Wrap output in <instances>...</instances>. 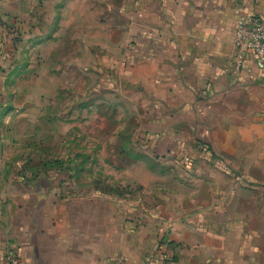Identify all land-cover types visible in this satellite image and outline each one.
Returning <instances> with one entry per match:
<instances>
[{"label": "crops", "instance_id": "1", "mask_svg": "<svg viewBox=\"0 0 264 264\" xmlns=\"http://www.w3.org/2000/svg\"><path fill=\"white\" fill-rule=\"evenodd\" d=\"M132 3L131 19L106 26L104 42H135L122 72L136 85L159 150L166 141L174 150L191 130L192 141L217 144L211 151L230 166L217 171L237 186H219L215 198L202 178L210 170L194 178L190 165L136 169L142 177L127 185L142 193L123 199L91 183L21 181L20 174L46 176L50 168L12 163L17 116L0 113V264H10L9 253L19 264H145L149 255L156 264H264V204L258 209L246 192L248 182L264 183V68L247 51L233 72L238 18L264 20V0ZM55 5L64 26L65 0H0V111L17 110L10 96L33 77L26 65L28 81H16L24 57L39 48L45 55L47 42L60 37L52 38Z\"/></svg>", "mask_w": 264, "mask_h": 264}, {"label": "rangeland", "instance_id": "2", "mask_svg": "<svg viewBox=\"0 0 264 264\" xmlns=\"http://www.w3.org/2000/svg\"><path fill=\"white\" fill-rule=\"evenodd\" d=\"M134 1L65 0L64 26L60 22L63 16L59 19L57 5L54 6L52 38L59 32L60 42H47L45 55L39 48L24 57L16 81H22L20 87L28 81L26 65L33 77L21 94L14 92L10 96L11 102L18 104L17 110L0 111L4 117L11 113L14 118L17 116L16 152L12 153L17 156L12 163L32 167L34 172L50 168L51 174H20L18 178L31 182L45 177L48 183H91L99 194L123 199L142 193L143 188L136 190L127 185V181L142 177L136 169L190 165L195 168L194 178H200L196 170H210L202 178L209 179L214 186L210 193L217 198L219 186H237L232 176L227 175L229 184L217 171L222 165L230 169L220 154L211 151L217 144L192 141L196 137L189 130L184 136L186 142L183 140L173 150L172 143L166 141L160 144L164 149L159 150L136 85L127 83L122 72L123 62L129 59V48L135 42H104L106 26H121L131 19L127 8ZM0 101H4V96H0ZM208 151L214 155L213 162L205 158L203 152ZM3 162L6 158H2ZM238 164L241 170L246 169ZM143 176L153 184L148 174ZM248 184L251 188L246 187L247 195L257 197L260 209L264 204V183ZM227 242L233 245V240Z\"/></svg>", "mask_w": 264, "mask_h": 264}, {"label": "built area", "instance_id": "3", "mask_svg": "<svg viewBox=\"0 0 264 264\" xmlns=\"http://www.w3.org/2000/svg\"><path fill=\"white\" fill-rule=\"evenodd\" d=\"M238 53L233 63V72L240 73L244 65L243 52H253L264 68V20L258 16L240 15L236 28ZM10 264H19L13 253L7 256ZM145 264H156L154 255H149Z\"/></svg>", "mask_w": 264, "mask_h": 264}, {"label": "trees", "instance_id": "4", "mask_svg": "<svg viewBox=\"0 0 264 264\" xmlns=\"http://www.w3.org/2000/svg\"><path fill=\"white\" fill-rule=\"evenodd\" d=\"M159 251H160V249H159Z\"/></svg>", "mask_w": 264, "mask_h": 264}]
</instances>
